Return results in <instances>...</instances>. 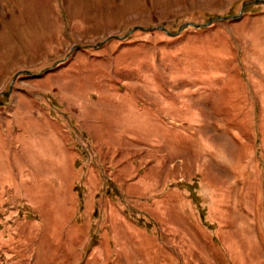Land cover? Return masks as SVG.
Returning a JSON list of instances; mask_svg holds the SVG:
<instances>
[{
  "label": "rangeland",
  "instance_id": "1",
  "mask_svg": "<svg viewBox=\"0 0 264 264\" xmlns=\"http://www.w3.org/2000/svg\"><path fill=\"white\" fill-rule=\"evenodd\" d=\"M0 264H264V0H0Z\"/></svg>",
  "mask_w": 264,
  "mask_h": 264
}]
</instances>
